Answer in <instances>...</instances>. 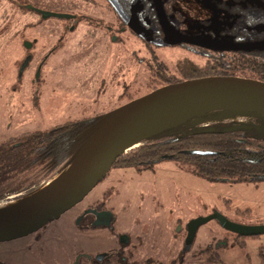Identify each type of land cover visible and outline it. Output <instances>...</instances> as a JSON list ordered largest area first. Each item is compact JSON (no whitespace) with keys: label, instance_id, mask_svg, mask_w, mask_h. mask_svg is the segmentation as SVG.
Instances as JSON below:
<instances>
[{"label":"rangeland","instance_id":"1","mask_svg":"<svg viewBox=\"0 0 264 264\" xmlns=\"http://www.w3.org/2000/svg\"><path fill=\"white\" fill-rule=\"evenodd\" d=\"M74 1L82 4V0ZM31 2L53 12L64 11L56 0ZM189 8L194 9L192 5ZM36 18L14 0H0V141L108 113L126 104L130 97H141L150 90L146 85L149 73L139 63H87L83 68V63H54L55 54L40 63L54 44L47 29L58 19L51 17L42 25L30 26L38 21ZM35 38L34 49L28 51L24 42ZM170 53L177 55L178 50L164 52L167 60L172 58ZM32 55L34 61L26 63ZM38 65L43 68L37 83ZM231 121L262 127L246 131L249 136L264 132L263 114L228 109L192 118L197 127ZM65 164L22 194L1 199L0 210L13 206L5 205L7 202L22 203L52 184L65 172ZM112 187L117 190L112 198L119 215L114 231L96 227L91 233L81 234L74 225L77 209L71 207L33 233L1 241L0 264H85L86 258L79 253L98 251L97 247L103 248L107 242L117 247L119 233L128 230L140 236L136 251L151 256L155 264H221L210 252L226 264H261L264 233L248 237L246 245L241 246L236 233L211 219L200 225L189 249L186 238L192 219L215 211L238 224L264 225V181L209 180L196 174L192 164L170 159L143 171L116 163L86 195L82 206L105 199L102 194Z\"/></svg>","mask_w":264,"mask_h":264},{"label":"flooded vegetation","instance_id":"2","mask_svg":"<svg viewBox=\"0 0 264 264\" xmlns=\"http://www.w3.org/2000/svg\"><path fill=\"white\" fill-rule=\"evenodd\" d=\"M14 1L28 15L37 17V22L29 23L32 27L51 17L58 19L54 27L47 29L54 44L40 63H46L54 54V63H83V68L87 63H139L149 73L146 85L150 90L146 94L169 84L210 76L264 81V46H254L264 42V0H82V4L56 0L67 16L46 18L35 8L47 9L36 2ZM36 40L25 41V48L33 50ZM222 42L235 47H225ZM170 50L178 53H170L172 58L167 60L164 52ZM34 56L28 57L26 63H32ZM42 68L36 67L37 83ZM155 165L147 169L132 167L143 171L153 170ZM115 193L112 187L102 194L105 199L83 207L85 196L73 206L77 209L74 225L81 234L91 233L96 227L109 233L116 229L119 215L112 198ZM248 237L238 233L235 236L241 246L246 245ZM139 238L129 230L121 232L117 247L107 242V246L97 247L100 250L81 252L79 256L86 258L85 264H155L151 256L136 251ZM260 248L264 264V245Z\"/></svg>","mask_w":264,"mask_h":264},{"label":"water","instance_id":"3","mask_svg":"<svg viewBox=\"0 0 264 264\" xmlns=\"http://www.w3.org/2000/svg\"><path fill=\"white\" fill-rule=\"evenodd\" d=\"M35 9L45 18L67 16ZM254 46L263 47L264 42ZM228 109L264 115V81L234 76L185 80L160 87L104 114L85 131L84 135L90 137L89 141L56 181L22 203L0 210V242L33 233L76 205L128 149L197 115ZM248 127L249 124L236 123L229 130ZM211 152L194 150V153L201 155ZM211 219H217L224 228L241 235L264 233V225L238 224L215 211L188 223V249L200 225Z\"/></svg>","mask_w":264,"mask_h":264},{"label":"trees","instance_id":"4","mask_svg":"<svg viewBox=\"0 0 264 264\" xmlns=\"http://www.w3.org/2000/svg\"><path fill=\"white\" fill-rule=\"evenodd\" d=\"M104 114L68 120L0 141V200L40 184L65 163L67 169L90 139L85 131ZM191 119L144 140L114 164L147 169L170 159L192 164L196 174L209 180L264 181V132L249 136L246 129L229 130L237 123L233 121L197 127L189 122ZM207 128L212 129L203 133ZM196 149L212 152L201 155L194 153ZM210 253L215 262L225 264L218 254Z\"/></svg>","mask_w":264,"mask_h":264},{"label":"bare ground","instance_id":"5","mask_svg":"<svg viewBox=\"0 0 264 264\" xmlns=\"http://www.w3.org/2000/svg\"><path fill=\"white\" fill-rule=\"evenodd\" d=\"M16 202L17 201H13V202H9V203L7 202L5 205H14V204H16Z\"/></svg>","mask_w":264,"mask_h":264}]
</instances>
